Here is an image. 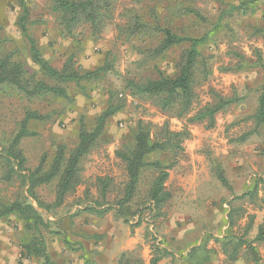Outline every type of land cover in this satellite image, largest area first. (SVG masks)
<instances>
[{
    "label": "rangeland",
    "instance_id": "obj_1",
    "mask_svg": "<svg viewBox=\"0 0 264 264\" xmlns=\"http://www.w3.org/2000/svg\"><path fill=\"white\" fill-rule=\"evenodd\" d=\"M244 1L247 0H113L114 16L100 33H92L88 25L83 24L67 34L52 12L49 0H23L28 31L50 66L61 71L70 60L72 68L82 72L109 68L95 81L60 84L40 75L31 60L29 45L18 27L23 14L21 1L0 0V51L8 54L11 62L23 66L26 78L32 75L34 80L62 87L67 95L47 93L29 97L12 86H0V208L24 199L37 209L47 223V228L40 233L52 262L64 253L75 256L80 251L79 259H85L86 250L100 247L98 243L108 241V235L132 236L138 230L142 235L156 230L162 235L180 232L182 242L183 239L193 242L204 233L217 243L220 238L216 237L215 230L227 231L224 227L232 205L244 206L255 215L249 236L255 235L256 227L264 222V205L259 201L230 205L235 195L242 194L256 182L259 197L264 196V183L260 181H264V131L248 136L245 141L239 139L253 126L249 117L256 110L264 82V66L257 63V54L253 52L260 50L264 59L263 35L254 32L264 27V0H256L255 12L246 10L245 14L240 10ZM180 7H184V12L176 10ZM128 9H135L150 23L158 16L159 25H169L165 21L169 19L177 33L191 36L208 32L222 14L220 27L212 30L210 40L201 48L210 74L197 86L196 102L185 118L167 116L151 99L133 94L129 87L131 80L154 79L157 70L172 76L186 46L173 48L156 60L141 62L142 55L138 54L136 46L149 47L153 41L149 36L140 39L119 31L126 23H132L131 14L124 12ZM232 52L246 57L244 68L239 72H221L222 65L237 61V55ZM30 82L32 85L33 80ZM217 96L234 97L238 102L217 114L212 128L206 123H187L188 118L213 103ZM117 103L121 109L107 119L102 136L81 160L80 182L62 204L53 205L56 181L37 186L33 194H29L25 176L40 164L47 170L60 151L67 158L78 142L82 124L91 129L96 118ZM28 113L40 118L29 120L27 128L33 136L23 138L17 145L23 162L20 169L16 160L7 165L2 155ZM140 121L153 127L167 122L175 132L187 128L190 137L182 143L183 153L169 170L165 186L171 199L159 214L142 207L137 226L136 220L124 222L117 218L114 203L126 179L124 165L116 152L132 146ZM170 157L171 154L162 153L153 159L168 163ZM217 169L224 172L230 189L217 180ZM104 177L111 178V185L102 197L96 180ZM26 235L17 216L0 218V264H44L43 260L22 256L20 241Z\"/></svg>",
    "mask_w": 264,
    "mask_h": 264
},
{
    "label": "trees",
    "instance_id": "obj_2",
    "mask_svg": "<svg viewBox=\"0 0 264 264\" xmlns=\"http://www.w3.org/2000/svg\"><path fill=\"white\" fill-rule=\"evenodd\" d=\"M22 5L23 0H20ZM138 0H136L137 2ZM52 4V12L56 15L63 32L71 34L73 29L80 25H88L92 33H100L114 16L113 0H49ZM256 0L244 1L240 10L244 14L246 10L250 13L255 12ZM135 9L125 10L130 13L132 23H126V27H120L119 31L129 36H137L140 39L150 37L153 45L145 48L136 46L138 54L142 55L141 62L147 60H156L169 50L176 47L186 46L182 59L177 63V71L172 76H165L157 70V77L154 79H146L144 81H128V85L133 90V94L142 98L151 99L161 112L167 116L176 118H185L193 109L196 102V88L202 80H206L210 74L209 64L201 53L202 46L210 40L212 30L218 29L222 21V14L218 17L215 27L209 29L208 32L191 36L189 34H179L170 25V20L166 19V24L159 25L158 16H155L151 23L142 19ZM180 13L184 12V7L178 9ZM28 14L23 7V14L19 18L18 27L27 44L32 62L38 67L40 75L46 79L58 82L60 84L74 83L80 84L85 81H95L102 74L107 73L109 68L100 67L93 71H79L72 68L73 64L70 60L64 68L59 71L42 57L37 47L35 39L30 35L27 23ZM220 21V22H219ZM215 28V29H214ZM256 34H262L264 38V27H258L254 30ZM227 50H229L227 48ZM257 54V63L264 66V59L261 57V51L254 49ZM237 61L230 60L226 65H222L219 70L221 72H239L246 62L244 55L232 52ZM264 68V67H263ZM20 63L11 62L7 54L0 51V86H12L19 92L29 96H40L52 93L60 97H66V91L62 87H54L48 85L43 80H34L32 75H28ZM33 80L32 85L30 81ZM238 99L234 97L217 96L215 101L207 104L196 111L187 119L188 124L206 123L207 127L212 128L215 125V116L225 111L231 104ZM121 105L119 103L111 105L106 111L99 115L95 124L91 129L82 126L78 133V142L71 150L68 157H64V152L60 151L56 154L53 161L44 170L40 164L34 171L25 176L28 185V193L33 194V190L37 186L48 185L56 181V195L53 205L62 204L65 197L73 192L79 184L80 179V163L81 160L92 150L99 138L102 136L106 121L113 116ZM40 117L33 113H28L21 121L19 129L12 138L11 143L2 155L5 163L10 165L13 160L20 169H22V157L18 152L17 145L26 137L33 136L27 128V123L31 119H39ZM252 121V128L240 140L245 141L248 136L260 135L264 131V82L260 88V95L257 98V107L255 112L249 117ZM190 137L187 128L181 131H171L167 122L162 126L153 127L149 123L139 122L133 137V144L126 150H119L116 156L124 165L125 182L122 187L121 195L115 200V215L117 218L128 222L130 219L136 220V225L140 224L142 207H148L150 211L159 214L165 204L171 199L170 192L166 189V181L169 177V170L177 163L176 160L183 153L182 143ZM171 154V161L166 163L156 157L157 154ZM12 170V169H11ZM217 180L230 189L228 181L221 169L215 172ZM100 185L102 197L111 185V178L104 177L96 180ZM264 183L263 180L260 179ZM258 183H254V187L246 190L240 195H235L233 201L255 203L259 201L264 205V196L258 195ZM145 189V190H144ZM45 208H49L45 206ZM94 211V209L90 208ZM243 212V213H242ZM244 209L241 206H230L228 215V225L231 229L227 235L217 240L221 252L230 262L236 261L238 256L242 254L248 262L253 264H264L258 252V244L264 241V222L259 224L255 229V235L249 236L253 230V221L255 215L249 214V221L245 225L238 224L240 218L244 215ZM17 216L22 222L23 230L26 232V238L20 241L21 254L24 258H37L43 260L44 264H55L51 261L47 253L45 239L41 235V230L47 228V223L37 209L27 200L15 201L4 205L0 208V218L6 216ZM237 227L236 232L232 229ZM192 241L183 243V248L189 246ZM199 250V252H198ZM214 254L213 250L200 248H191L188 253L187 262L190 264H200L208 262L210 254ZM168 254V252H167ZM151 264H155V258L151 260Z\"/></svg>",
    "mask_w": 264,
    "mask_h": 264
},
{
    "label": "crops",
    "instance_id": "obj_3",
    "mask_svg": "<svg viewBox=\"0 0 264 264\" xmlns=\"http://www.w3.org/2000/svg\"><path fill=\"white\" fill-rule=\"evenodd\" d=\"M253 187L254 184L247 190H250ZM237 202L240 201H231L230 205H232V203L236 204ZM246 203H248V201ZM249 214L253 213H249L247 208L244 207V216L240 218L238 224L241 225V222H243L241 225L243 226L248 223ZM224 228L227 230L226 232H231L228 224ZM236 231L237 227H234L232 232ZM101 232L102 231H100V234H102ZM215 232L216 237L220 239L223 234L226 233H221L219 228L215 230ZM181 236L182 233L180 232L174 231L170 233V235L166 232L162 235L161 233H158L157 230L151 234L147 233L144 235L138 230L132 236L130 234L121 235L120 233H117L112 237L108 235V241L105 240V242L98 243L100 244V247L90 249L94 251L86 250V253L83 255L85 259H79L81 258V251L78 252V255L75 254V256L74 254L68 255L67 253H64L59 259L56 258L57 260L55 261V264H151L153 258H155V264H190L187 262L190 249L193 247L198 249L200 246H204L205 249H211L214 251V254H210L208 262L200 264H253L252 262H248L242 254L238 256L236 261H228L225 255L221 252L219 243H215V240L211 241L208 235H204V233H202L200 238L198 237L196 240L194 239L188 247L184 248L181 245H183V243L185 244L187 241L183 239L182 242ZM78 240L83 243V240ZM173 240L175 242H173ZM258 245V252L264 260V241Z\"/></svg>",
    "mask_w": 264,
    "mask_h": 264
}]
</instances>
